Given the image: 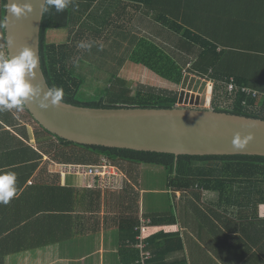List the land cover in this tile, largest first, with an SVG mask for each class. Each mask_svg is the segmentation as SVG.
Instances as JSON below:
<instances>
[{"label":"crops","instance_id":"obj_1","mask_svg":"<svg viewBox=\"0 0 264 264\" xmlns=\"http://www.w3.org/2000/svg\"><path fill=\"white\" fill-rule=\"evenodd\" d=\"M144 10L132 1L102 0L90 25L70 37L69 44L77 51L74 58H82V53L93 51L96 44L103 48L116 44L113 48L121 53L113 56L118 60L116 67L121 78L128 80L154 73L152 79H165L180 85L138 59H145L150 48L158 47L161 51L158 59L167 62V67H170L169 61H176L178 70L172 74L179 71L184 77L194 57L202 52V46L190 44L181 34L156 21L154 12ZM229 13L238 14L243 23L239 26V23H231L233 20L228 22L229 28L221 35L224 43L227 42L226 47H220L223 50L221 67L237 68L245 77L264 81V0H244L238 10ZM53 31H56L53 32L55 37L58 36L57 43L69 37V31ZM81 43L88 47H80ZM3 48L0 31V55H4ZM156 59L155 55L153 60ZM112 66L102 64V68ZM87 68L88 73L90 68ZM97 73L109 76L105 82L113 75L109 69ZM202 78L213 83V99L225 98L218 97V81L208 76ZM220 90L224 93L225 86ZM46 144L58 145V140L30 119L24 108L0 112V172L11 171L17 177L16 195L8 204H0V264H125L126 251L123 250L128 248L122 244L120 223L127 212V203L116 200L124 188L110 194L101 189L102 203L100 209H96L91 203L92 188L84 186L82 177L64 172V163L45 153ZM138 166L126 165V185L133 184L139 193L141 221L151 219L140 204L141 193L153 189L141 186L144 177L139 176ZM159 167L168 173L165 167ZM154 171L149 170L148 175ZM49 185L74 188L75 194L81 197L80 203L61 210L57 198L45 194V186ZM168 189L174 194L175 204L163 214H175L177 220L174 224L153 225L154 233L144 240L142 249L138 246L139 240L133 245L140 251L137 264H149L155 258L149 239L162 231L178 235L181 243L167 244L165 248L171 247L156 261L158 264H264V203L258 206L257 214L250 212L248 219L241 220L237 219L238 209L221 203L216 191L198 185L181 191ZM168 189L159 191L165 193ZM157 243L164 246L165 241ZM142 251L149 253L146 260H143Z\"/></svg>","mask_w":264,"mask_h":264},{"label":"trees","instance_id":"obj_2","mask_svg":"<svg viewBox=\"0 0 264 264\" xmlns=\"http://www.w3.org/2000/svg\"><path fill=\"white\" fill-rule=\"evenodd\" d=\"M113 1L138 3L145 9L144 11L154 12L156 21L167 25L174 33L181 34L190 44L202 46V52L197 58L194 57L193 64L188 71L201 77L208 76L220 83L217 85L218 97L224 96L229 102V107H221L218 98L214 97L212 105L216 111L264 119V81H254L251 77H245L237 68L234 70L228 66L221 67L220 65V57L223 51L220 47L227 46V42L224 43L221 35L226 28H229L228 22L233 20L231 23L237 25L239 23V26L240 23H243V19L238 14L235 16L234 13L229 12L233 9L238 10L239 4L244 0H111V2ZM5 2L6 0H0V16L4 14L3 5ZM101 2L102 0H72L70 6L61 13H56L54 9L44 13L40 36V56L49 86L61 87L65 93L64 102L77 106L92 108H173L178 102L179 91L158 88L144 83L138 84L134 89L127 80L118 76L119 68L116 66L110 70L113 74L112 78L106 81L104 85L93 88L92 94H87L85 91L86 86L91 84L85 80L89 72L83 76L73 74V68H75L74 55L77 51L69 44L70 37L76 31H82L90 25L89 22H91ZM234 16L235 18L232 19ZM231 25L234 26L235 24ZM53 30L69 31L68 39L61 43L52 41L49 38V33ZM2 42H4V55H8L5 45V31H2ZM94 47L93 51L83 52L82 58L79 57V59L87 61L93 54H104L100 50L101 45L96 44ZM113 47L115 45L110 46L112 50ZM116 53L118 52L114 50L106 55L117 56ZM160 54L161 51L158 47L155 50L150 48L145 59L143 57L138 61L157 71L163 77L171 79L177 84L181 83L183 74L179 71L177 74H172L178 70V66L175 65L177 62L171 63L169 61L170 67H167V62L162 63V60L158 59ZM155 55L157 56L156 61L153 60ZM92 60H95L96 63L98 59H91L90 63ZM99 68H102V64L99 65ZM231 77L234 78L237 85L251 87L263 95L259 98H251L239 92L235 97H232L233 94L231 96L226 88L223 93L220 89L224 87V83L230 81ZM24 109L30 119L35 120L25 107ZM39 126L58 140V145L46 144L44 149L45 153L50 154L57 162L94 164L105 157L125 172L128 164L163 166L168 172V187L181 191L198 185V187L216 191L221 203L238 209L237 219L241 220L248 219L250 212L256 213L258 206L264 203L263 155L186 154L177 156L173 153L78 144L55 136L40 124ZM126 187L121 190V194H118L116 199L118 203H127V212H124L120 223V233L124 239L122 244L123 247L128 248L123 250L126 251L123 259L125 264H137L140 251L133 245L138 242L139 231L136 230V227L141 223L138 215L139 193L133 184H127ZM101 191L100 188H92L90 193L92 194L91 203L96 209H100L102 203L100 200ZM45 194L56 197L57 201L60 202L61 210L68 209L67 206L74 208L81 201V197L75 194L74 188L67 186H45ZM145 215L151 217V219L148 218L151 220V225L174 224L177 220L175 214L149 213ZM159 240L165 241L164 246L155 244ZM175 242L181 243L176 234L162 231L152 236L149 239V245L154 248L155 258L150 260L149 264H155L162 257L163 252L171 247L165 248V246Z\"/></svg>","mask_w":264,"mask_h":264},{"label":"water","instance_id":"obj_3","mask_svg":"<svg viewBox=\"0 0 264 264\" xmlns=\"http://www.w3.org/2000/svg\"><path fill=\"white\" fill-rule=\"evenodd\" d=\"M23 2V0H21ZM33 11L20 19L11 18L5 32L14 39L8 55L31 46L40 56V36L44 17L41 0H31ZM6 43V42H5ZM41 89L50 86L41 56L33 81ZM173 108H92L63 102L42 108L30 102L25 108L44 129L63 139L88 145H103L179 155L264 156V119L216 111L212 104L214 85L195 74L186 73ZM239 134L251 136L243 147L233 143Z\"/></svg>","mask_w":264,"mask_h":264},{"label":"clouds","instance_id":"obj_4","mask_svg":"<svg viewBox=\"0 0 264 264\" xmlns=\"http://www.w3.org/2000/svg\"><path fill=\"white\" fill-rule=\"evenodd\" d=\"M72 0H41V13L54 9L61 13L67 9ZM4 14L0 16V31H7L11 18L20 19L33 11L31 0H6ZM14 44L8 36L6 45ZM80 47H88L81 43ZM40 67V56L35 48L24 46L15 55H0V112L19 111L30 102H36L42 108L58 107L64 102L65 93L59 86L53 85L47 90L41 89L33 81ZM251 136L242 139L237 134L233 143L243 147ZM16 174L11 171L0 172V204H8L16 195Z\"/></svg>","mask_w":264,"mask_h":264},{"label":"rangeland","instance_id":"obj_5","mask_svg":"<svg viewBox=\"0 0 264 264\" xmlns=\"http://www.w3.org/2000/svg\"><path fill=\"white\" fill-rule=\"evenodd\" d=\"M53 32H56V31H50L49 38L54 42H58V39H56V37L58 36L55 37ZM114 45L116 44L109 45L106 48L101 47L100 49L103 50L104 54L96 53V54L91 55V57L87 61L85 60L87 63L81 61L79 58H74L75 59V61H73L75 65V68H73L74 75L83 76V74L85 75V73H87V70H89L87 66L90 68L89 74L85 78V80L91 83V84H88L85 88V91L87 94H92L93 88L104 85L105 84L104 80L109 79V76L99 75L97 72H99L101 69L111 70L116 66V63H118V60L115 59L116 57L111 56V55H106V54H110L109 47L114 46ZM114 50L116 49L114 48L111 51H114ZM116 52H120V51H116ZM116 55H119V53H116ZM107 58H112V59L108 61ZM91 59H98V60L96 63H95V60H92L93 63L91 62L92 63L91 64L90 63ZM100 64H104V65L111 64L113 66L112 68L111 67L99 68ZM152 76H155V74L152 73V75L150 76L147 75V76H140V77L139 76L130 77V79H128L127 82L134 89L138 86V84H141V83L152 85L158 88H168V89H173L177 91H180L181 89L180 85L169 83L167 82V80L164 81L165 79L164 80L152 79ZM212 101H213V96H212ZM218 102L221 107H229V105H226L223 103V102L229 103L225 98L224 99L218 98ZM210 107H213V105L211 104ZM149 170H156V171H154L151 174V176H149L148 175ZM161 170L163 169H161V167L159 166L148 167L145 164L138 166L139 176L144 177L143 179L141 178V186L153 189V190H147V191L144 190L141 193V201H140V204L144 208V210L150 214L163 213L165 211H169L173 209L174 207L173 205L175 204L174 194L171 190L168 189V185H167L168 173H166L165 171H161ZM163 175H166V178H162ZM137 186H138V182H137ZM154 189H158V191ZM159 189H166V190L168 189V191L163 193V192H160ZM111 191L112 190H109L108 194H110ZM112 203H115V201H113Z\"/></svg>","mask_w":264,"mask_h":264},{"label":"built area","instance_id":"obj_6","mask_svg":"<svg viewBox=\"0 0 264 264\" xmlns=\"http://www.w3.org/2000/svg\"><path fill=\"white\" fill-rule=\"evenodd\" d=\"M224 86L231 96L233 94L232 97H235L239 92L251 98H259L263 95V93L251 87L237 85L233 77L230 78V81L224 83ZM230 102L232 104V100ZM62 167L64 172L82 177L84 186L88 188L117 191L125 188L124 185L128 182L127 173L105 157L94 164L64 163ZM150 222V219H142L137 227L139 230L138 246L141 249L144 247V240L154 233L155 226L151 225ZM142 254L143 260L149 257L147 252L142 251Z\"/></svg>","mask_w":264,"mask_h":264}]
</instances>
